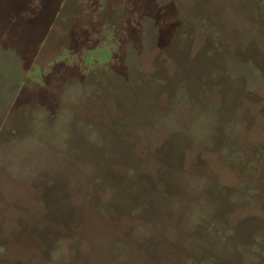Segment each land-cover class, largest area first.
I'll return each instance as SVG.
<instances>
[{"label": "rangeland", "instance_id": "1", "mask_svg": "<svg viewBox=\"0 0 264 264\" xmlns=\"http://www.w3.org/2000/svg\"><path fill=\"white\" fill-rule=\"evenodd\" d=\"M0 264H264V0H0Z\"/></svg>", "mask_w": 264, "mask_h": 264}]
</instances>
